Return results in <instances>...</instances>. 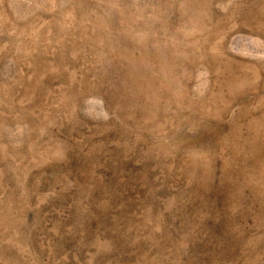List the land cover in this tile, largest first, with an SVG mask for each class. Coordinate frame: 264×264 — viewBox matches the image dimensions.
Listing matches in <instances>:
<instances>
[{
	"label": "rangeland",
	"instance_id": "obj_1",
	"mask_svg": "<svg viewBox=\"0 0 264 264\" xmlns=\"http://www.w3.org/2000/svg\"><path fill=\"white\" fill-rule=\"evenodd\" d=\"M0 264H264V0H0Z\"/></svg>",
	"mask_w": 264,
	"mask_h": 264
}]
</instances>
